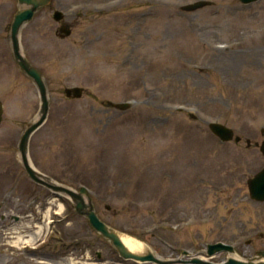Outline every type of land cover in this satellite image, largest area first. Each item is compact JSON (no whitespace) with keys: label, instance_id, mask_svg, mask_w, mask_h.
I'll return each mask as SVG.
<instances>
[{"label":"rangeland","instance_id":"rangeland-1","mask_svg":"<svg viewBox=\"0 0 264 264\" xmlns=\"http://www.w3.org/2000/svg\"><path fill=\"white\" fill-rule=\"evenodd\" d=\"M193 1L52 0L41 7L20 36L23 52L43 71L51 101L30 153L57 180L74 188L87 184L102 219L162 258L186 257L184 249L203 253L207 243L231 237L242 241L237 254L249 257L264 247L261 234L239 235L263 227L264 202L250 198L247 180L264 166V155L246 139H264V0L181 8ZM19 7L18 0H0V213L8 212L0 216V264H150L120 256L71 199L53 197L25 172L18 145L36 119L40 96L12 51ZM56 9L72 27L66 37ZM74 85L85 87L82 97L66 96L65 87ZM108 100L134 102L122 110ZM211 120L243 139L222 141ZM37 196L43 200L34 203ZM20 201L36 212L17 222L11 213L19 210L8 205ZM49 206L48 219L56 217L58 227L51 233L54 247L11 242L36 222L45 223L37 236L44 238L55 227L43 219ZM249 237L253 244L246 247ZM34 250L60 256L48 260Z\"/></svg>","mask_w":264,"mask_h":264},{"label":"water","instance_id":"water-1","mask_svg":"<svg viewBox=\"0 0 264 264\" xmlns=\"http://www.w3.org/2000/svg\"><path fill=\"white\" fill-rule=\"evenodd\" d=\"M21 7L14 14V18L11 24L10 37L12 42L13 54L18 65L35 81L39 94L41 97V105L38 112V117L36 120L30 122V124L24 130L20 141H19V152L21 159L23 161L26 172L29 176L35 181L44 184L45 186L51 188L56 193H62L70 196L75 202L76 210L84 214L88 217L90 223L93 227L99 231L103 236L110 239L114 246L118 249V251L124 257H132L135 259H139L145 262H157L159 264H172L178 260H168L162 259L160 256L156 255L151 248H147L143 252L134 251L127 246V244L122 239L121 233H124L111 225H109L106 221L101 219V217L97 214L92 198L88 194V189L85 186H81L79 191H76L72 187L60 183L47 174L40 171L32 162L30 153H29V143L32 134L41 127L45 121L47 120L49 109H50V100L48 97V88L45 82L43 73L41 69H39L36 65H34L28 57L24 54L21 46L20 32L22 26L31 20L35 14V12L42 6H45L51 2V0H18ZM245 3L252 2L255 0H241ZM212 4L211 0H196L191 3H187L182 5V9L184 10H196L205 5ZM64 16V12L62 10H56L54 17L57 20H61ZM60 31L62 32V36H66L71 34L72 29L67 24H63L60 27ZM65 92L68 96L73 97H81L83 94V87L81 86H72L66 87ZM109 103L115 107L121 109H127L130 106L129 102H114L109 101ZM3 112H4V104L0 99V124L3 120ZM192 116L195 117V114L192 113ZM209 126L211 130L220 136L222 140H230L235 138L236 141H239L241 137L239 135L235 136L234 130L225 125L224 123L218 121L209 122ZM250 144V140H248ZM261 150L264 153V140L261 144ZM250 189L252 191V195L257 199L264 200V168L259 171L254 177L249 179ZM109 207V205H107ZM218 245L227 246L223 243H218L215 245H211L209 252L213 253L220 249L221 247H217ZM228 248V247H227ZM232 249V247H230ZM193 261L199 263L208 264L207 261H203L200 258H194ZM212 264V263H211ZM224 264H264V250L258 251L257 255L254 258L249 260H244L240 258L230 257L229 261Z\"/></svg>","mask_w":264,"mask_h":264},{"label":"flooded vegetation","instance_id":"flooded-vegetation-1","mask_svg":"<svg viewBox=\"0 0 264 264\" xmlns=\"http://www.w3.org/2000/svg\"><path fill=\"white\" fill-rule=\"evenodd\" d=\"M38 198H40V197H38ZM13 207L16 208V209H19L21 211H24V210L28 209L27 207H25V205L22 203V201L18 202L15 205H12V204L8 205L9 209H12ZM33 213L28 214V215L29 216L33 215ZM55 219L56 218H54L53 220H55ZM53 226H55V228H57V229H54L53 231L58 230V227L56 226V223H53ZM262 226L263 227L259 226L258 228H256V227H251L250 229L248 228L246 230L241 231L239 235H241V236L242 235L254 236L255 234H261L264 237V217L262 219ZM260 229H262V230H260ZM224 240L226 242L230 243V244H233L234 249H235L236 252H237V250H239L243 246L242 245V241L239 238H236V237L235 238L231 237L230 239L225 238ZM50 241H51V238L47 239V241L44 240L45 243H47V242L48 243L47 244L43 243L44 245H41V247H54L56 244L52 245V243ZM252 242H253V239L251 237L247 238L246 239V247H251V245L253 244ZM34 247H39V246H34ZM204 250H205V248L202 249L203 252H205ZM59 253H60V251L50 252V250L47 251V252L46 251L45 252H41V251L39 252V251H36V250L32 251V254L35 255V256H41V257H44V258H47V259L53 260V261L57 260V257L60 256ZM217 256L220 257L221 259H219V260L213 259L214 263L221 262V261L227 259L230 256V253H229L228 250H222V251H219L218 253H216V255L213 258H215ZM182 264H186V263H182Z\"/></svg>","mask_w":264,"mask_h":264},{"label":"bare ground","instance_id":"bare-ground-1","mask_svg":"<svg viewBox=\"0 0 264 264\" xmlns=\"http://www.w3.org/2000/svg\"><path fill=\"white\" fill-rule=\"evenodd\" d=\"M62 209H63V205L59 204V211H61ZM49 212H50V208L47 210V215L49 214ZM42 232L43 231H42V225H41L38 227L37 230H34V231L29 232L27 234L19 233L18 235H15L16 238L11 240V242L14 244H21L24 242L33 241ZM121 236H122V239L124 240V242L127 244V246H129V248L134 250V251L143 252L148 248L147 244L145 242L141 241L140 239H138L136 237H133V236L126 234V233H121Z\"/></svg>","mask_w":264,"mask_h":264}]
</instances>
